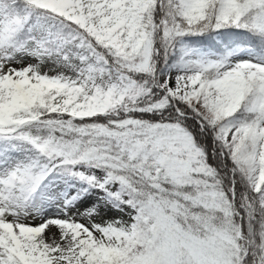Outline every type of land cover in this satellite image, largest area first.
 Returning a JSON list of instances; mask_svg holds the SVG:
<instances>
[{"label":"snow or ice","instance_id":"1","mask_svg":"<svg viewBox=\"0 0 264 264\" xmlns=\"http://www.w3.org/2000/svg\"><path fill=\"white\" fill-rule=\"evenodd\" d=\"M0 264H264V0H0Z\"/></svg>","mask_w":264,"mask_h":264}]
</instances>
